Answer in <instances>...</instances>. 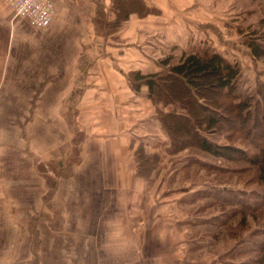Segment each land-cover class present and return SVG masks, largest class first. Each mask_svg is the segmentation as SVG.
Returning a JSON list of instances; mask_svg holds the SVG:
<instances>
[{
	"label": "rangeland",
	"instance_id": "1",
	"mask_svg": "<svg viewBox=\"0 0 264 264\" xmlns=\"http://www.w3.org/2000/svg\"><path fill=\"white\" fill-rule=\"evenodd\" d=\"M111 4L105 14L104 44L98 58H84L88 45H80L79 62L81 67H88L81 70V84L96 81L95 92L81 91L75 98L72 91L66 92L59 108L42 107V92L0 93V162L83 165L80 172H74L82 182V195L89 187L99 191L106 184H114L118 175L127 174L107 167L106 171H95L92 165L134 163L136 179L145 183V198H153L161 213L176 215V229L181 231L176 260L182 264H255L259 252L254 247L264 240V186L254 179L256 168L237 155L230 159L213 156L191 142L179 150L173 148L165 130L158 132L150 126L157 117L155 109L168 111L173 105L152 103L145 84L136 90L139 81L133 73L162 74L182 52L206 47L239 67L236 85L240 96L252 97V105L259 99L262 106L264 63L250 54L247 43L264 13V0H112ZM83 14L63 13V18L82 21ZM0 19L27 21L14 17L3 0ZM61 30L64 40L49 44V49L39 42L40 38L46 41L41 30L26 35L16 28L13 36H28L34 41L15 37L14 42L18 51H32L37 60L40 51L51 52L57 45L59 52L67 53L65 50L72 49L73 40H77L76 32L71 28ZM8 31L7 50L12 63V28ZM78 31L84 35L83 27ZM70 60L66 55L64 63L71 64ZM25 63L35 65L33 59ZM20 71L28 72L26 68ZM94 93L97 99L90 101ZM144 124L148 132L143 131ZM227 132L206 135L212 141L240 145L250 155L261 146L260 135L248 140L244 132ZM56 134L66 137L65 153L57 150ZM72 134L80 139L68 140ZM105 148L109 154H105ZM141 148L157 156L147 178L136 172ZM114 151L117 155L112 154ZM0 179L12 181V170L5 168ZM256 204L261 206L259 210H249Z\"/></svg>",
	"mask_w": 264,
	"mask_h": 264
},
{
	"label": "crops",
	"instance_id": "2",
	"mask_svg": "<svg viewBox=\"0 0 264 264\" xmlns=\"http://www.w3.org/2000/svg\"><path fill=\"white\" fill-rule=\"evenodd\" d=\"M136 1L145 3V0ZM53 2L55 16L47 27L0 19V93L42 92V107L59 108L63 107L66 92L72 91L75 95L81 91H96V81L81 84V70L88 67H81L79 62L80 45H88L84 58L89 61L98 58L104 44L105 14L112 0ZM76 12L84 13L82 21L63 18V13ZM9 27L12 28V63L7 50ZM80 27L84 28L83 36L79 35ZM16 28L26 35L41 30L46 41L40 38L39 42L47 49L49 44L64 40L62 28L73 29L77 40H73L72 49L65 50L67 53L59 52L57 45L51 52L40 51L37 60L32 51L17 50L15 37L27 39L28 36H13ZM66 55L71 57V64L64 63ZM27 59H33L35 65L29 67L25 63ZM23 68L28 72L20 71ZM8 75L12 77L7 78ZM96 97L94 93L89 100ZM151 125L161 132L158 116ZM143 129L148 132L145 124ZM55 139L57 150L65 153L66 137L56 134ZM72 139L80 137L72 134L68 140ZM104 152L109 154L106 148ZM112 154L117 155L116 151ZM82 167L61 162H0V173L5 168L12 170V181L0 179V264H182L176 260L179 252L176 242L181 234L176 229V215L161 213V207L158 208L153 198H145V183L136 179L134 163L92 165L95 171H106L107 167L109 171L127 174L118 175L114 184H106L99 191L97 187H89L83 195L82 182L74 173L80 172ZM88 181L91 182L90 176ZM101 190L106 194H101Z\"/></svg>",
	"mask_w": 264,
	"mask_h": 264
},
{
	"label": "trees",
	"instance_id": "3",
	"mask_svg": "<svg viewBox=\"0 0 264 264\" xmlns=\"http://www.w3.org/2000/svg\"><path fill=\"white\" fill-rule=\"evenodd\" d=\"M251 33L254 36L251 35L247 43L250 54L262 58L264 63V13ZM203 48L182 52L177 61L169 65L162 74L134 72L133 76L139 81L135 88L138 90L143 83L152 103L161 104L162 107L173 105L168 111L159 107L155 109L173 148L179 150L183 144L191 142L190 145L213 156L230 159L237 155L256 168L254 179L264 186V93L261 92L260 95L262 106L259 99L252 105V97H241L236 85L239 67L231 64L224 55ZM164 63L168 64V61L164 60ZM251 106L254 112L251 111ZM221 130L226 133L244 132L248 140L254 139V135H260L261 146L250 155L240 145L212 141L206 135ZM226 135L231 137L230 134ZM138 154L140 156L137 158L136 172L147 178L155 168L157 156L155 153H145L142 148L141 151L138 150ZM260 208L256 204L249 210L257 211ZM254 248L259 252L254 263L264 264V240Z\"/></svg>",
	"mask_w": 264,
	"mask_h": 264
},
{
	"label": "built area",
	"instance_id": "4",
	"mask_svg": "<svg viewBox=\"0 0 264 264\" xmlns=\"http://www.w3.org/2000/svg\"><path fill=\"white\" fill-rule=\"evenodd\" d=\"M12 9L14 17L25 18L37 28L47 27L55 16L53 0H3Z\"/></svg>",
	"mask_w": 264,
	"mask_h": 264
}]
</instances>
